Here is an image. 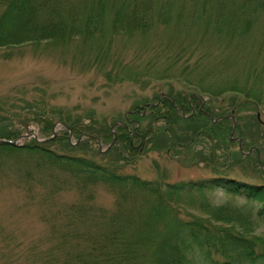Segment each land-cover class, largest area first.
<instances>
[{"label":"trees","instance_id":"1","mask_svg":"<svg viewBox=\"0 0 264 264\" xmlns=\"http://www.w3.org/2000/svg\"><path fill=\"white\" fill-rule=\"evenodd\" d=\"M262 10L264 0H0V50L72 41L93 46L162 24L181 42L177 32L189 36L198 28L188 46L156 47L150 68H165L158 79L164 93L133 104L110 125L93 109L70 111L44 94L0 97V189L18 191L22 208L39 210L46 227L19 255L31 264H264V91L209 83ZM105 48L96 50L91 66L105 59ZM183 61L188 67L174 75ZM125 67L113 76L120 83L146 75ZM232 71L228 65L223 73ZM252 73L249 79L264 82V74ZM243 115L250 127L242 125ZM31 125L45 142L29 137ZM19 139L25 141L9 144ZM203 142L208 153L195 151ZM153 143L158 150L147 148ZM150 150L179 157L185 167L203 163L212 176L169 183L126 172ZM235 163L251 165L261 182L237 177ZM99 187L112 197L111 207L96 203ZM214 194L244 205L215 204Z\"/></svg>","mask_w":264,"mask_h":264},{"label":"rangeland","instance_id":"2","mask_svg":"<svg viewBox=\"0 0 264 264\" xmlns=\"http://www.w3.org/2000/svg\"><path fill=\"white\" fill-rule=\"evenodd\" d=\"M166 31L168 29L162 24L152 28L144 35L115 36L108 42H100L93 46L88 43L72 41L65 46L47 45L39 48L25 45L9 50L1 49L0 97L20 95L25 92H28V96L33 95L34 97L44 94L46 98H51L54 103L70 111L74 108L93 109L95 118L99 122L110 125L133 104L144 99L151 100L161 94V91L164 93V87L158 79L161 75L160 72L165 68H158L157 65L155 68H150L155 63L156 53H158L156 47L160 50L163 47L178 50L181 46H188L194 40V35H198V28H193L190 37L179 31L176 35L182 37L181 42H173V31L172 34L166 33ZM239 36L241 37L237 41L241 40L240 46L234 47L233 42L227 52L228 65L235 71L223 73L228 65L222 63L217 67V70L216 68L212 70L215 72V76L209 83L218 89L222 88L224 84L226 85L227 82L233 81L237 82L239 87L247 85V87L262 88L264 91V82L260 83L254 78L249 79L252 72L256 73L255 78L264 74V10L260 12L255 25L251 26L245 34ZM222 44L225 43L221 41L219 45ZM103 46L106 47L104 50L105 59H101L97 66H91L88 61L98 56L96 50ZM6 54L8 55L5 56ZM185 56L188 55L185 54L181 57L185 59ZM192 62L189 60V63ZM119 65L123 70L126 68L125 66L132 65L137 74L143 69L146 75H137L138 81H122L120 83L113 78L119 70ZM186 67L188 65L184 61L182 64H178L173 70L174 75L179 76ZM109 74H111L110 77ZM179 89L176 84L175 90ZM263 115L261 118L264 119ZM249 119L245 116V119L243 118L241 121L242 125L250 127V123H245ZM61 128L62 126L59 124L55 126L53 129L55 135L60 133ZM29 131L34 133L33 136H36L39 129L37 126L31 125ZM29 137L32 138V135ZM23 141L25 139L15 142L20 145ZM70 141L74 143L72 137ZM213 145L216 149L215 160L221 163L223 161L222 147L217 140L213 142ZM144 148L146 147L144 146ZM147 148L158 150L155 143ZM100 149L104 151L105 147L101 146ZM200 149L204 153H208L211 147L209 143L203 142L195 151H200ZM177 152H173V155ZM186 152L190 154L191 150ZM198 154V152L193 153L196 157ZM177 159L181 158H172L171 154L150 150L141 156L135 166L126 167V172L134 173L145 180L161 178L169 183L212 176L211 169L203 163L185 167L176 161ZM232 172L239 178L261 182L260 176L251 165L246 163H235ZM211 199L215 204L229 202L238 206L244 205L242 200L222 194H214ZM112 202V197L99 187L96 203L111 207ZM22 207L25 205L18 191L0 189V264H31L24 258L25 254L19 255L18 253H26V249L32 242L46 235V227L40 220V211L34 207L29 209ZM262 230L264 231V229ZM1 240H5L6 243L2 244ZM13 246L20 248H17L14 253ZM15 255H18L20 259Z\"/></svg>","mask_w":264,"mask_h":264},{"label":"water","instance_id":"3","mask_svg":"<svg viewBox=\"0 0 264 264\" xmlns=\"http://www.w3.org/2000/svg\"><path fill=\"white\" fill-rule=\"evenodd\" d=\"M54 135H55V133L53 132V137H54ZM42 142H45V141H42ZM9 144H11V145H16V142H9ZM99 147H101V145L99 144Z\"/></svg>","mask_w":264,"mask_h":264}]
</instances>
